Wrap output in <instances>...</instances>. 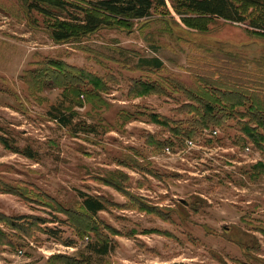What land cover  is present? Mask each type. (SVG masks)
<instances>
[{"label":"rangeland","instance_id":"rangeland-1","mask_svg":"<svg viewBox=\"0 0 264 264\" xmlns=\"http://www.w3.org/2000/svg\"><path fill=\"white\" fill-rule=\"evenodd\" d=\"M170 11L57 41L50 16L0 0V216L16 222L0 223V264H264V150L238 141L249 118L182 142L197 103L182 87L198 71L238 77V56L264 60V35L216 17L190 26ZM140 57L163 67L139 69ZM74 67L104 85L83 86L88 98L58 85L56 70ZM141 80L163 93L136 96ZM80 192L105 209L85 215Z\"/></svg>","mask_w":264,"mask_h":264},{"label":"trees","instance_id":"trees-1","mask_svg":"<svg viewBox=\"0 0 264 264\" xmlns=\"http://www.w3.org/2000/svg\"><path fill=\"white\" fill-rule=\"evenodd\" d=\"M29 11L35 10L51 17L49 30L52 37L57 41L69 40L73 37L85 36L96 32L103 27L130 28L134 20L150 18L154 12L160 11L163 14H171L170 7L187 25L192 26L191 20L194 17H216L232 22L244 23L264 35V0H23ZM170 4V6H169ZM251 7L253 11L247 13L244 8ZM235 65L241 67V74L234 77L228 71L209 70L207 73L195 72V85L193 87H182L180 81L174 80L183 89L191 92L190 97L196 101L195 105L189 108L194 118L190 121L191 126L182 134L183 141L192 138L200 131L209 128L211 125L219 126L225 124V118H235L237 115L248 117L249 120L241 121L239 131L243 137L238 141L244 143L250 141L259 149L264 150V60L238 56ZM63 64V63H62ZM137 68L144 70L160 69L163 61L157 57H140ZM212 66V63H206ZM219 64V63H218ZM64 65V64H63ZM220 66L223 64L220 63ZM67 68L68 65H66ZM206 66L207 69L209 67ZM210 66V67H211ZM239 67V68H240ZM255 67L256 69H252ZM70 69V68H69ZM68 69V70H69ZM78 74H71L70 71L56 70L61 75L58 85L64 86L70 91L85 95L93 92L83 86L90 84L94 88H101L104 84L96 76L87 74L81 68H76ZM56 76V75H55ZM57 77V76H56ZM74 80L71 82V78ZM69 82H71L69 84ZM140 91L136 96H145L149 93H163L159 91V84L150 81H140ZM91 91V92H90ZM96 94V93H95ZM234 97L232 98L231 95ZM245 112L239 111L238 106L246 104ZM219 105V107H218ZM229 107V109H227ZM156 117H162L157 113ZM55 119L64 126L72 124V116L61 111L55 113ZM162 117L161 119H164ZM157 122V121H156ZM175 130V129H174ZM3 137H0V141ZM240 139V140H239ZM5 141V140H4ZM237 144V142H235ZM28 157L34 153L29 148L22 150L16 148ZM5 192L17 194L12 187L3 189ZM83 200V213L90 217L105 209V203L99 197L80 192ZM65 212V209L64 211ZM25 217V216H24ZM15 226L12 218L0 216V223L7 222ZM1 237V236H0ZM3 240L0 238V241ZM2 242V241H1ZM7 242V241H5ZM101 248L99 253L108 252L107 241H96ZM81 263L79 261L76 264ZM61 264V263H60Z\"/></svg>","mask_w":264,"mask_h":264},{"label":"built area","instance_id":"built-area-1","mask_svg":"<svg viewBox=\"0 0 264 264\" xmlns=\"http://www.w3.org/2000/svg\"><path fill=\"white\" fill-rule=\"evenodd\" d=\"M217 132H218V129H214V130H212V133H213V134H217ZM189 143H190V144H193L192 141H189ZM244 150H245V151H250V150H251V146H250V145H246V146H244Z\"/></svg>","mask_w":264,"mask_h":264}]
</instances>
